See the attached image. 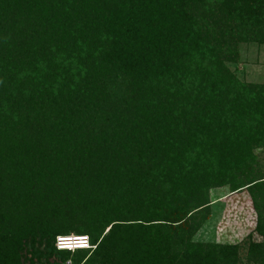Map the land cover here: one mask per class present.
Here are the masks:
<instances>
[{"label":"trees","instance_id":"obj_1","mask_svg":"<svg viewBox=\"0 0 264 264\" xmlns=\"http://www.w3.org/2000/svg\"><path fill=\"white\" fill-rule=\"evenodd\" d=\"M249 40L264 0H0V264H264ZM224 185L254 197L245 257L193 239Z\"/></svg>","mask_w":264,"mask_h":264},{"label":"rangeland","instance_id":"obj_2","mask_svg":"<svg viewBox=\"0 0 264 264\" xmlns=\"http://www.w3.org/2000/svg\"><path fill=\"white\" fill-rule=\"evenodd\" d=\"M228 66L241 81L264 84V41L241 42L236 60L229 62ZM254 153L256 159L253 164L254 178H257L264 176V146L256 147ZM263 185L261 188H264ZM232 190L233 187L230 185L210 189L209 196L212 202L209 206V216L193 239L205 244H241L240 252L245 257L249 251L247 240L261 242L263 237L256 231L258 212L252 192L246 188ZM257 196L259 200H263L264 189H260ZM56 243H58L57 240ZM68 264L72 262L69 260ZM242 264L258 263L247 262L244 259Z\"/></svg>","mask_w":264,"mask_h":264},{"label":"built area","instance_id":"obj_3","mask_svg":"<svg viewBox=\"0 0 264 264\" xmlns=\"http://www.w3.org/2000/svg\"><path fill=\"white\" fill-rule=\"evenodd\" d=\"M57 242L59 248H68L71 250H74L78 247H90V241L87 236H59Z\"/></svg>","mask_w":264,"mask_h":264},{"label":"clouds","instance_id":"obj_4","mask_svg":"<svg viewBox=\"0 0 264 264\" xmlns=\"http://www.w3.org/2000/svg\"><path fill=\"white\" fill-rule=\"evenodd\" d=\"M82 248H85V247H82ZM87 248H89V247H87Z\"/></svg>","mask_w":264,"mask_h":264},{"label":"snow or ice","instance_id":"obj_5","mask_svg":"<svg viewBox=\"0 0 264 264\" xmlns=\"http://www.w3.org/2000/svg\"><path fill=\"white\" fill-rule=\"evenodd\" d=\"M86 239V238H85Z\"/></svg>","mask_w":264,"mask_h":264}]
</instances>
